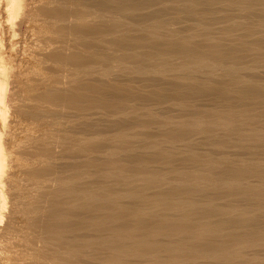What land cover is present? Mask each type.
<instances>
[{
  "label": "bare ground",
  "instance_id": "bare-ground-1",
  "mask_svg": "<svg viewBox=\"0 0 264 264\" xmlns=\"http://www.w3.org/2000/svg\"><path fill=\"white\" fill-rule=\"evenodd\" d=\"M182 22L190 24L179 30ZM170 25L178 29L172 35ZM112 51L131 59L141 54L153 59L152 67L155 59L163 66L176 57L196 67L212 58L220 70L234 72L232 66L248 61L261 69L264 0H0V223L12 201L0 226V264H72L74 258L86 264H264L256 255L264 249V80L257 79L262 87L217 66L218 79H156L147 63L152 78L145 67L139 79L133 70L132 80L115 78L117 68L107 71L114 77L97 70L102 77L91 76L95 55ZM122 57L121 63L130 60ZM205 144L211 147L206 155L194 151ZM115 148L129 153L114 158ZM234 150L247 157L233 156ZM198 155L206 161L201 157L200 166ZM179 161L194 167L181 163L190 171L180 169ZM113 164L118 171L108 169ZM169 166L167 179L176 184L166 181L172 185L159 189L163 201L147 202L156 204V217L139 207L130 217L120 199L144 185L158 191L163 178L156 173ZM109 176L118 178L110 183ZM101 188L104 193L95 194ZM172 197L195 200L180 204L197 221L162 212ZM200 197L210 206H196ZM253 248L258 252L251 256Z\"/></svg>",
  "mask_w": 264,
  "mask_h": 264
},
{
  "label": "rangeland",
  "instance_id": "rangeland-1",
  "mask_svg": "<svg viewBox=\"0 0 264 264\" xmlns=\"http://www.w3.org/2000/svg\"><path fill=\"white\" fill-rule=\"evenodd\" d=\"M183 23H184V22H182V23H176V26L178 27L179 30H180V28H181V26H182L181 24H183ZM179 24H180V25H179ZM185 24H186V25H185ZM185 24H183L182 28H186V26H188L190 23L187 24V23L185 22ZM214 26H215V25H214ZM177 27H175V25H174V26H173V25H172V26L170 25V26H169V29H168V34L172 35V34L174 33V32H173L174 29L178 30ZM170 28H171L172 31L170 30ZM172 28H174V29H172ZM169 30L171 31V33H170ZM161 32H163V31H161ZM185 32H186V33H185ZM185 32H184L185 34H188V33H189V32L187 33V31H185ZM184 33H182V35H185ZM169 37H170V36H168V38H166V37H164V38H165V39H173V38H174V37H172V36H171L170 38H169ZM25 38H26V39L29 38V41H30V36H29V34H26ZM23 40H24V39H23ZM117 52H118L117 54H118L120 57L123 56V57H122L123 60H125L126 57H127L126 59H130V60H129V61L126 60V61H128V62H125V61L122 62V63L124 64V66H122L123 64L119 61V56L117 57V55H115V54H114L115 52H113V51H112V52H109V53H111V54L107 53L108 56H109V55L111 56V58L108 57L107 54H106V55H105V54H97V55H95V60L97 59L96 64H98L99 66H98V65L96 66V65L94 64V66H95V67L93 66V67L95 68V69H93V71H94L93 74L95 73L94 75L91 73L92 70H91V69L89 70V68H87V70H89L90 75H91V76H94V77L101 76L102 74H100V73H98V72H95V70H97V71L102 72V73L104 72L103 76H105V77H109V76L114 77V74H115V78H119V79H120V77H121V80H123L122 78H124V80H126V79H127V80L129 79V80H130L131 77H133V76H135V75H136L135 77H137V78L139 77V78H140V76H141L140 74H142V73L144 72V71H143V70H144V67H145V71H146V70L148 71L149 69H152V68L155 69L154 72H153V70H152V71L149 70L148 73H146V72H147V71H146V72H145L146 74H145V73H144V74H145V76L147 75L146 77H151V76H153V74L155 73L156 76H155V74H154V77H156V79H157V78L159 79L160 76H161V77H162V76L164 77L165 75L168 76V77L166 76L165 78H173V77H175V76H183L184 74H185V76H187V75L189 74V76H192V75H193L194 77H196V76H197V77L199 76L200 78L203 77V79H204V78H207V77H208L207 75H209V78H216V79H218V77L221 76V75H219V74H220L219 72H222V73H223V70H225V69H226V70L228 69V70H229L228 72H230V73L233 72V71L230 70V68L227 67L226 65H224V66H226L227 68L223 66L224 69H222V68H223V67H222V68H221L222 70H220L219 67L222 66V65H220V64L218 63V61L216 62V60H214V58H213V62H214V63L216 62V64H218L219 66L216 65V64H214V63H213L214 66L210 65V64H212V60H211L212 58H211V59L209 58L211 61H210V60L207 61V62H208V65H205V64H207V63H202L203 65L198 64V67H196L197 63H196V64H194V63H192V62L188 63L189 61H188V62L186 61L187 63H183L185 60L182 62V60H183L182 58L179 59V58L174 57V58L171 59V61H170V60L168 61V62L171 63V64H170V63H169V64L172 66V67L169 66V70H170V71H169V73H168V65L166 64L167 66H166V65L164 66L165 62L168 63L167 61H164L163 66H162V64H160V65L162 66V67H160V65L157 66V64L163 62V60H161V59H155V60H158V63L154 60V62H156V63H154V65H153L154 67H152L151 62H153V61H151V60H153V59L148 60V61H149V63H148V61H147L146 59L142 58V57H141V54H140L141 59H143L144 61H147V62L144 63L143 60L141 61V59H139V60H138L139 62L136 64L137 61H135V60H137V59L140 58V57L137 56L138 58H137V57H134V59H131V58H129L130 56L127 55V53H126V54L124 53V55H125V56H124V55H123V52H122V54H121V52H119V51H117ZM119 53H120V54H119ZM112 54H114L115 56L112 55ZM101 55H102V58L104 57L103 59H106V58L108 57V58L106 59L108 62H106V60H103V59H102V61H104V62H102V63L99 62V58H101ZM103 55H104V56H103ZM106 56H107V57H106ZM113 56H114V57H113ZM105 57H106V58H105ZM116 57H117V58H116ZM124 57H125V58H124ZM175 58H176V59H175ZM261 58L264 60V55H263V57L261 56L259 59L262 60ZM109 59H111V60H113V61H111V60L109 61ZM114 59H115L116 61H115ZM117 59H118V60H117ZM181 59H182V60H181ZM120 60L122 61V59H120ZM131 60H132V61L134 60L133 63L136 64L135 66H137L139 63H141V65H144V64L147 63L148 65L151 64V66H150V68H149V66H145V65H144V66H140V68H138L139 65H140V64H139V65L136 67V68L138 69V70H137L135 67H133L134 64L131 62ZM159 60H160V61H159ZM172 60H173V61H172ZM174 60H175V61H174ZM100 61H101V60H100ZM209 61H210V63H209ZM98 62H99V63H98ZM110 62H111V63L113 62V63H114V64H113L114 66H117V65H118V66H117V67H114V66L112 67V66H111L112 64H111ZM115 62H117L118 64L115 63ZM129 62H130V64H132V65H130ZM173 62H174V63H173ZM175 62H176L177 64L180 63L179 65L176 64L177 67L179 66L178 68H180V65H181V67H184V68H186L187 70H186V69L184 70V68H183L182 70H184V71H181V72H180V70H178V68H176V65L173 66V65L175 64ZM248 62H249V61H248ZM248 62H246L245 65H247V67H249V68H246V66H245L244 64H243V65H239V66H237V67H234V66H236V65L232 66L231 69L235 68V69H233V70H234V72H236V73L233 72V74H235V75H233L232 73H231L230 75H233V76H240V73H243V74H245L244 76H246L245 78L248 79L249 81H250V80H251V81H252V80H256V81H252V82L250 81L251 83L254 82V84H255V83L257 82L256 84H258V83L260 82L259 80H261V81L264 80V71H263V70H264V67L262 66L263 69H262V68L260 69V67H261L262 64L260 65V62H259V61H258L259 63H257V62H256V63H257L258 65H260V67H256L257 64H256V63H253V62H252V63H253V64H252L251 61L249 62V64H247ZM261 62H262V61H261ZM43 63H44V64H43ZM43 63H42L43 65L47 66L46 64H47L48 62H43ZM125 63H126L127 66H129V65H130V66H129L128 68H126L127 66L125 65ZM142 63H143V64H142ZM182 63H183V64H182ZM250 63H251L252 65H251ZM262 63H264V62H262ZM51 64H52V63L49 62L50 68H51V69L55 68V67H54L55 64H54V63H53L54 65H53V64L51 65ZM103 64H104V65L106 64V65L104 66ZM109 64H110V65H109ZM119 64H120V65H119ZM147 64H146V65H147ZM184 64H185V65H184ZM186 64H187V65H186ZM254 64H256V65H254ZM100 65H103V66L100 67ZM190 65H193V66L195 65V66H194V69H195V70H194L193 68H191L192 66H190ZM200 65H201V66H200ZM263 65H264V64H263ZM51 66H53V67H51ZM119 66H120V67H119ZM125 66H126V67H125ZM189 66H190V68H188ZM202 66H205V67H206V66H212V68H211V67H210V68L208 67V68H206V70H203V69H205V68H204V67L202 68ZM216 66L218 67L219 70H218V69H214V68H217ZM241 66H242V67H241ZM251 66H252V67H251ZM47 67H49V66H47ZM93 67L91 66L90 68H93ZM97 67H98V68H97ZM104 67H105V68H104ZM109 67H110V68H109ZM131 67H133V69H131ZM142 67H143V68H142ZM146 67H147V68H146ZM151 67H152V68H151ZM155 67H156V68H155ZM157 67H160V68H157ZM164 67H165V68H164ZM200 67H201V68H200ZM96 68H97V69H96ZM108 68H109V69H108ZM115 68H117V69L115 70ZM123 68H125V69L123 70ZM134 68H135V69H134ZM148 68H149V69H148ZM163 68H164V69H163ZM166 68H167V70H165ZM196 68H197V70H198V68L201 69V70L196 71ZM237 68H240V70H239V69L237 70ZM99 69H100V70H99ZM110 69L112 70V72L115 70V71L113 72V73H114L113 76L110 75V74H107V73H108L107 71H109V72L111 73V70H110ZM118 69H119V70L122 69V70L119 71ZM130 69H131V71H130ZM159 69H160V70H159ZM173 69H174V70H173ZM190 69H191V70L193 69V70L191 71ZM243 69H244V70H243ZM104 70H105V71H104ZM125 70H126V71H125ZM132 70H133L134 73H137V72H140V71H142V73H141V72H140V73H137V74H134V73H133V74H134V75H133V74L131 73ZM134 70H135L136 72H135ZM139 70H140V71H139ZM163 70H164V72H163ZM171 70H172V71H171ZM176 70H177V71H176ZM209 70H210V71H209ZM217 70L219 71L218 73L215 72V71H217ZM226 70H225V71H226ZM257 70H258V71L260 70L259 73H258ZM129 71H130L131 74L129 73ZM158 71H159V72H158ZM160 71H162V72H160ZM186 71H188V72L191 71V72H194V73L191 74V72L188 73V72H186ZM195 71H196L197 73H196ZM201 71H202L203 73H202ZM211 71H212V72H211ZM225 71H224V72H225ZM240 71H241V72H240ZM249 71H250V73H249ZM105 72H106V74H105ZM126 72H127V74L125 75L124 73H126ZM151 72H153V74H152ZM157 72H158V74H159V73H160V74L162 73V74H161V75L159 74V76L157 77ZM173 72H175V73H173ZM207 72H208L209 74H208ZM97 73H98L99 75H97ZM116 73H118V74L120 73V74H119V75H118V74L116 75ZM149 73H151V76H148V75H150ZM163 73H164V74H163ZM165 73H166V74H165ZM181 73H183V74L181 75ZM199 73H200V75H199ZM211 73H213L212 75H216V77L210 75ZM215 73H216V74H215ZM237 73H239V74L236 75ZM111 74H112V73H111ZM138 74H139V76H138ZM144 74H143V76H144ZM190 74H191V75H190ZM194 74H196V75H194ZM201 74H202V75H201ZM205 74H206V76H205ZM243 74H241V75H243ZM95 75H96V76H95ZM106 75H108V76H106ZM129 75H130V76H129ZM132 75H133V76H132ZM218 75H219V76H218ZM117 76H120V77H117ZM128 76H129L130 78H129ZM143 76H141V77H143ZM210 76H212V77H210ZM217 76H218V77H217ZM251 76H252V77H251ZM101 77H102V76H101ZM127 77H128V78H127ZM135 77H134V79H135ZM163 77H162V78H163ZM250 77H251L252 79H249ZM125 78H126V79H125ZM139 78H138V79H139ZM151 78H152V77H151ZM162 78H161V79H162ZM258 78H259V80H257ZM132 79H133V78H132ZM132 79H131V80H132ZM261 84L264 85V81L261 82ZM261 84L259 83L258 85H261ZM263 85H261V86L263 87ZM175 114L178 115V113H175ZM175 114L173 113V115L176 117ZM163 115H164V114H163ZM177 117H180V116H177ZM95 118H99V117L96 116ZM105 118H106V117H105ZM162 118H164V117H162ZM107 119H110V118L107 117ZM62 120H63V119H62ZM153 127H155V126H153ZM155 128H156V127H155ZM154 130H155V129H154ZM156 130H157V128H156ZM244 130H245V129H244ZM112 133L116 134V132H112V131H110L108 134H107V133H106V134H107V135H113ZM106 134H105V135H106ZM155 136H156V135H155ZM155 136H153L152 139L149 138L148 141L153 142L152 140H155V139L158 140V139L160 138L159 135L157 136V138H154ZM142 137H143V136H142ZM142 137H139V138L142 139ZM143 138H144V137H143ZM136 139H137V138H136ZM160 139H161V138H160ZM204 146H205V147H204ZM204 146H203L202 149H201V148H195L194 151H196V150L198 151V149H200V150L198 151L199 153L202 152V153L205 154V152H206V153L210 152L208 149L211 148V147H209V145L207 146L206 144H205ZM206 146H207L208 148H207ZM144 148H145V147L141 148L140 150H147L146 148H145V149H144ZM183 148H184L183 150L187 149L186 147H183ZM116 149H118V148L113 149V152H112V150H111L110 152H111V153H114V154H109V155L112 156V157H114V158H115V157H119V156H120V157H124V156H122V155H124V154H126V152H128L127 150H122V151H121L120 148H119V149H120V152H118L119 150H116ZM151 149L153 150L154 147H152ZM114 150H115V151H114ZM148 150H149V149H148ZM205 150H207V151H205ZM187 151H188V150H186V152H187ZM190 151H191V150H190ZM110 152H109V153H110ZM115 152H116V153H120V154L115 155V154H116ZM132 152H133V151H130V153H132ZM188 152H189V151H188ZM188 152H187V153H188ZM192 152H193V151H191V152H189V153H192ZM198 152H194V153H198ZM217 152H218V151H217ZM233 152H235V150H234ZM128 153H129V152H128ZM194 153H192V154H194ZM199 153H198V154H199ZM121 154H122V155H121ZM200 154H201V153H200ZM240 154H241V153H238V151H236V152L233 154V156L235 155V157H237V156L239 155V158H240V157H243V158H246V157H247L246 155L243 156V154H241V155H240ZM194 155H197V154H194ZM205 155H206V154H205ZM218 155H220V154H218ZM218 155L215 154V157H217ZM236 155H237V156H236ZM202 156H203V155H202ZM202 156H201V155H200V156L198 155V157H197V156H194L195 159H196V158H197V160L200 159L198 162H197V161L194 162V164L197 163V164H195V165L200 166V164L203 162L202 158H204V162H203V163L206 162V161H205V156H204V157H202ZM220 156H221V155H220ZM222 156H224V155H222ZM199 157H200V158H199ZM201 157H202V158H201ZM218 157H219V156H218ZM206 158H207V156H206ZM206 160H207V159H206ZM200 161H201V163H199ZM249 161H250V160H249ZM249 161H248V162H249ZM121 162H122V161H121ZM121 162H119L120 165H121ZM175 162L178 164V161H175ZM175 162H173V163L171 164V167H172V165H173L172 168H176V169H177L179 166H183L181 163H186V164L188 163V166L194 167V164H193L192 162L189 163V162H180V161H179V165H177ZM203 163H202V164H203ZM249 163H251V162H249ZM263 163H264V162H262V164H261V165H262V166H261L262 168L264 167V164H263ZM115 164H116V163H115ZM124 164H126V163L124 162ZM174 164H175V165H174ZM180 164H181V165H180ZM189 164H190V165H189ZM252 164H253V163H252ZM154 165H155V168H156V166L158 167V165H157L156 163H155V164H154V163H151V166L154 167ZM176 165H177L178 167H177ZM184 165H185V164H184ZM116 166H118V165H114V164H113V166H109L108 169L112 170L111 167L115 168ZM122 166H123V162H122ZM185 166H187V165H185ZM185 166H184V168H183V167H179V168H180V169H182V168L185 169V168H187V167H185ZM201 166H202V165H201ZM171 167L169 166V168H167L166 171L163 169V170H164V171L162 170L163 172L161 171V173H160V172H159L158 174L156 173V177L158 176V177H160L161 179H162V178L165 179V180H163V179L161 180L162 183L164 182V183H163L164 185L161 183V185H160L161 188H160V186H159L158 189H157L158 191H156V187H157V186H156V187H153V186H152V187H150V186L148 187V186H147L148 188H150L149 190H148V189H147V190H146V189H145V190H142V189L146 186V185L143 184L144 186H140V187H139V188H140L139 190L137 189L139 192H138L137 190H136L137 192L134 191V192H136V193H133V194H136L135 196H134L132 193H130L133 197H132L130 194H127V195H130V196H127V195H126V196H125L126 198L123 196L122 199H120L121 204H122V207H125L126 204L128 203L127 206H126V207H128V208H126V209H127L128 212H130V213H129V214H131V216L129 215L130 217H133V216H135V215L137 214V213L135 212V210L138 209L137 207H139V209H140V208L143 209V212H146V211H147L146 213H144L147 217H151V218H153L152 216L156 217L155 215H157V212L155 213V210H154L156 204H154L153 206H150V204L147 203V202H148L149 199H150V200H149L150 203H152V204H153L152 201H154L155 203H156V202L158 203V202H160V201H163V197H162L163 194H161L159 191H161V190H163V189H165V188L167 189L168 185H169V186L172 185V184H169V183H171V182H173V181H172V180H171V181L168 180V179L170 178V177L168 178V176H169V175H170V176L172 175V174H170L171 172L168 170V169H170ZM202 167H203V166H202ZM118 168H119V167H118ZM189 168H190V167H189ZM203 168H204V172L207 174V171H208V170L205 171L206 166H204ZM102 170H103V169H100V172H101ZM186 170L190 171V169H188V168H187ZM192 170H193V168H191V171H192ZM263 170H264V169H263ZM114 171H118V170H117V167L115 168ZM168 171H169V175H167V174H168ZM102 172L105 173V170H103ZM102 172H101V173H102ZM165 172H167V173L165 174ZM263 173H264V172H263ZM113 174H114V173H113ZM124 174H125V173H124ZM159 174H160V176H159ZM208 174H209V171H208ZM111 175H112V174H110V176H111ZM114 175H115V174H114ZM114 175H113V176H114ZM122 175H123V173H122ZM125 175H127V173H126ZM165 175H167V176L165 177ZM92 176H93V177H92ZM92 176H91V178H96V175H92ZM110 176H109V177H110ZM141 176H142V175L137 176V177L134 176V179H136V178L138 179V178H140ZM143 176H144V175H143ZM263 176H264V174H263ZM130 177H131V176H130ZM153 177H155V173H154ZM171 177H172V176H171ZM115 178H118V177L115 176V177H114V180H115ZM131 178H133V177H131ZM131 178H129V179L131 180ZM160 178H159V179H160ZM167 178H168V179H167ZM108 179H109V181H111L110 183H112V181H114V180H113V177H110V178H108ZM110 179H112V180H110ZM170 179H171V178H170ZM254 180H257V179H252V178H250V181H251V182L254 181ZM166 181H170V182L167 184ZM255 182H257V181H255ZM107 183H108V182H107ZM261 183L264 184V177H263V180H261ZM173 184H176V183L173 182ZM165 185H167V186L165 187ZM263 186H264V185H263ZM141 187H142V188H141ZM147 187H145V188H147ZM163 187H164V188H163ZM152 188H153L156 192H155L154 190H151ZM168 188H169V187H168ZM159 189H161V190H159ZM98 190H99V191H98ZM98 190H95V191H96L95 194H96V193H97V194H101V193L103 194L105 189L103 190V189L101 188V189H98ZM97 191H98L99 193H98ZM106 191H107V190H106ZM141 191H142L143 193H142ZM148 191H149V193H148ZM150 191H151V192H150ZM153 191H154V193H153ZM157 192H159V193H158L159 195H158V194L154 195V194L157 193ZM141 193H142L143 195H141ZM144 193H145V194H144ZM151 193H153V194H152V197H154V196H160L159 198H160L161 200H160L158 197H157V198H158V199H157L158 201L155 200L156 197H154V198L152 199V198H151ZM105 194L107 195V194H109V192L107 191V193H105ZM147 194H148V195H147ZM149 194H150V197H149ZM110 195L112 196L113 194H110ZM140 195H141V196H140ZM136 196H137L138 198H135ZM145 196H146V198H147V197H148V198L146 199ZM105 197H106V196H105ZM107 197H108V195H107ZM112 197H115V196L113 195ZM116 197H117V196H116ZM127 197H128V198H127ZM130 197H132L131 199L134 198V201H132V200L130 199ZM139 197L141 198V200L139 199ZM123 198L126 199L127 202H126V200H124ZM172 198H173V199H172ZM172 198H167V199H166V203H167V204L163 203V204H165V205H162V206H161V208H162V209H161L162 212H165V213H168V214H174V216L176 215L178 218H180V217L182 218V217H183L182 220L184 221V220L186 219L184 222H188V223H189L191 217H190V215L186 212V210L184 209V208H186L185 204H186L187 200H188V201H192V202H194L195 200H190V199L183 198V202H184L185 204H183V206H182V204H180V202L183 203V202H182V199H180L181 201H179V203H177V201H178L179 199L176 200V199H177V198H176V199L174 200V197H172ZM231 198L233 199L234 197H231V196H230L228 199L230 200ZM128 199H129V201H128ZM137 199H139V200H137ZM171 199L174 200V201H172ZM185 199H186V200H185ZM202 199H203V198L200 197V199H198L199 202L196 201V202H197V203H196V204H197L196 206H198V207H205V206H207V205L210 206V203L203 202ZM7 200H9V201H7V202H8V205H7V211H6V217L8 218V217L10 216V212H11L10 210L12 209V201H11V197H9ZM122 200H123V201H122ZM135 200H137V201H139V202L142 201V202L139 204V203H138L137 201H135ZM159 200H160V201H159ZM170 200H171V201H170ZM196 200H197V199H196ZM200 200H202V203H200V202H201ZM223 200H224V199H223ZM124 201H125L126 203H125ZM143 201H144V202H143ZM168 201H170V202H172V203H170V202L168 203ZM175 201H176V202H175ZM129 202H130L131 204H130ZM132 202H134L135 204L132 203ZM123 203H124V204H123ZM144 203H145V204H144ZM173 203H176V204L174 205ZM218 203H222V200H218ZM172 204H173V205H172ZM177 204H179V207H178ZM137 205H138V206H137ZM142 205H143V206L145 205V207H147L149 211L147 210V208H145V207L143 208ZM147 205H149L150 207H148ZM166 205H167V206H166ZM171 205H172V206H171ZM204 205H205V206H204ZM235 205H237V204L235 203ZM240 205H241V204H239V205H238L239 207H238V206H237V207H238V209H240V213H241V211H242V213H243V211H244L243 206H240ZM131 206L133 207L134 210H133L132 208H130ZM169 206H171L172 208H170ZM135 207H136V208H135ZM151 207H152V208L154 207V208L152 209ZM164 207H165V209H163ZM173 207H174L175 209H174ZM177 207H178V208H177ZM181 207H184V208H181ZM241 207H242V208H241ZM129 208H130V209H129ZM150 208H151V209H150ZM166 208H167V209L170 208L171 210H170V209L167 210ZM131 209H132V210H131ZM145 209H146V211H145ZM173 209H174V210H173ZM178 209H179V210H178ZM180 209H181V210H180ZM241 209H242V210H241ZM131 211H132V212H131ZM153 211H154V212H153ZM179 211H181V212H179ZM133 212H134V213H133ZM176 212H177V213H176ZM184 212L187 213L189 216H188L187 214H185ZM238 212H239V211H238ZM251 212H253V213H251ZM251 212H249V213L251 214V216H256V215H257V213L255 214V211H251ZM8 213H9V214H8ZM147 213H150L149 216H148ZM179 213H180V214H179ZM152 214H153V215H152ZM178 214H179L180 216H179ZM243 214H244V216H245V213H243ZM250 214H249V216H250ZM253 214H254V215H253ZM132 215H133V216H132ZM181 215H185V219H184V216H181ZM187 216H188V217H187ZM246 216L248 217V213H247ZM7 218H5L6 220H5V219L3 220L4 224L7 223V220H8ZM181 218H180V219H181ZM187 218H188V219H187ZM194 220H195V219L191 218V221H192V222H193ZM204 220L207 221L208 219H204ZM191 221H190V223H192ZM196 221H197V220H195L194 222H196ZM3 222L0 223V226H1V227H3L2 225H4ZM194 222H193V223H194ZM261 248H263V246H262ZM261 248H257V250H259L260 252L256 251V249H254V248H253L254 250H253V249H249L248 251L250 252V255H251V256H254V255L256 254V252H258L260 255H259V254H256V255L259 256V258H260V256H261V258H262L261 261H263V260H264V252H263L264 249H262V251H261V250H260ZM248 251H247V252H248ZM251 252H252V253H251ZM254 253H255V254H254ZM261 253H262V254H261ZM252 254H254V255H252ZM250 255H249V256H250ZM261 258H260V259H261ZM75 260H77V261L75 262ZM72 261H74V263H73ZM72 261L69 260L68 262H69V263L72 262V264H76L77 262H79V263L81 264V262H82V261L84 262L85 259L79 260V258H77V259L74 258V260H72ZM90 261H91V260H90ZM62 262H64V260H62ZM62 262H58V263L61 264ZM66 262H67V261H66ZM86 262H89V260H88V261H85V263H83V264H86ZM93 262H94V261H93ZM93 262H92V263L90 262L89 264H95V262H94V263H93ZM64 263H65V262H64ZM79 263H78V264H79ZM65 264H66V263H65ZM70 264H71V263H70ZM87 264H88V263H87ZM96 264H101V263H97V262H96Z\"/></svg>",
  "mask_w": 264,
  "mask_h": 264
}]
</instances>
